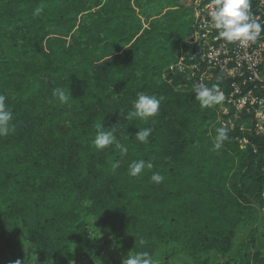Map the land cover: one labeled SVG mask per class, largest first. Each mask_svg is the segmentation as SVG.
Masks as SVG:
<instances>
[{"label":"trees","instance_id":"1","mask_svg":"<svg viewBox=\"0 0 264 264\" xmlns=\"http://www.w3.org/2000/svg\"><path fill=\"white\" fill-rule=\"evenodd\" d=\"M194 26L192 0H0V94L15 128L0 137V264H122L129 252L264 264V137L251 115H229L215 149L216 111L167 72ZM140 92L158 114L123 119ZM97 124L115 126L127 153L97 149ZM141 159L153 167L131 176Z\"/></svg>","mask_w":264,"mask_h":264},{"label":"built area","instance_id":"2","mask_svg":"<svg viewBox=\"0 0 264 264\" xmlns=\"http://www.w3.org/2000/svg\"><path fill=\"white\" fill-rule=\"evenodd\" d=\"M253 19L264 23V0H249ZM195 26L181 44L177 61L167 72L179 77L185 88L203 84L220 87L224 100L211 106L217 123L227 130L234 123L226 116L251 115L252 130L264 137V32L255 43H229L218 36L209 16L212 0H192ZM218 80L225 85L219 86ZM241 131H246L242 126ZM247 144V141H243Z\"/></svg>","mask_w":264,"mask_h":264},{"label":"clouds","instance_id":"3","mask_svg":"<svg viewBox=\"0 0 264 264\" xmlns=\"http://www.w3.org/2000/svg\"><path fill=\"white\" fill-rule=\"evenodd\" d=\"M212 4L214 7L210 11L209 16L213 27L218 32L219 38L229 43L238 42L241 45H246L250 42L255 43L261 38V34L264 32V23L252 18L249 12V0H212ZM42 11V8L37 7L34 9L33 15L39 16ZM194 91L195 99L200 102L202 108L214 106L224 100L223 93L220 92L219 87L216 85L209 88L203 84H195ZM53 95L60 102H66L70 97L69 92L66 94L61 88L54 89ZM6 100L7 96L0 94V137H6L15 131L12 123L14 119L13 113L8 109ZM159 109L160 100L157 97L140 92L137 93L131 110L120 115L125 120L133 118L147 119L157 115ZM95 127L96 136L94 144L97 149L103 150L110 145H115L117 149H120L122 154L127 153V148L120 144L117 136L114 134L115 126L110 128L111 130H105V126L102 124H97ZM152 131L153 129L150 127L140 129L136 133L135 138L140 143H147ZM228 139L227 129L224 127L218 128L214 148L217 150L222 148L224 142ZM145 167L151 169L153 165L151 162H146L143 159L133 161L129 165V174L135 177ZM163 179L164 177L159 172H154L151 176V181L156 184L161 183ZM140 243L143 244L144 241L141 240ZM13 264H22V262L17 259ZM122 264H156V262L148 252H138L134 255L129 252L122 259Z\"/></svg>","mask_w":264,"mask_h":264},{"label":"rangeland","instance_id":"4","mask_svg":"<svg viewBox=\"0 0 264 264\" xmlns=\"http://www.w3.org/2000/svg\"><path fill=\"white\" fill-rule=\"evenodd\" d=\"M102 237H103V238H106L107 236H106V235H103ZM260 237H261V235H260ZM262 240H263V239H262ZM104 248H105V249H104V250H105L104 252H106V251L109 252V250L112 249V246H111L110 244H106V243H105V244H104ZM8 257H9V256H8ZM103 257H104V258H107V260H106L105 262H103V261H101V260L98 259L99 264H111L112 262H114L113 260H112V261L109 260L110 258H109V256H107V254H106V256H103ZM1 258H2V257L0 256V261H1ZM84 260H85L84 258L81 259V260H80V261H81L80 263H81V264H85ZM7 262H8L9 264H12L13 260H12L11 258H7ZM98 262H97V263H98ZM29 263H30V259H27V260H25V261L22 262V264H29Z\"/></svg>","mask_w":264,"mask_h":264},{"label":"crops","instance_id":"5","mask_svg":"<svg viewBox=\"0 0 264 264\" xmlns=\"http://www.w3.org/2000/svg\"><path fill=\"white\" fill-rule=\"evenodd\" d=\"M261 237H260V241H259V244H260V248L261 250L264 252V231H262L260 233ZM263 239V240H262Z\"/></svg>","mask_w":264,"mask_h":264}]
</instances>
